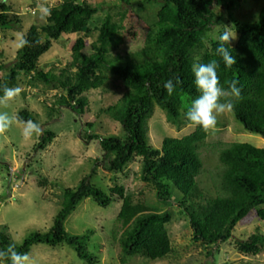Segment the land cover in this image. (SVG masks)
Returning <instances> with one entry per match:
<instances>
[{
    "label": "trees",
    "instance_id": "1",
    "mask_svg": "<svg viewBox=\"0 0 264 264\" xmlns=\"http://www.w3.org/2000/svg\"><path fill=\"white\" fill-rule=\"evenodd\" d=\"M120 1L130 5L131 0ZM146 3L160 4L146 45L123 56L111 55L121 42L118 26L108 14L96 18L100 8L85 0H62L48 10L43 25L31 26L26 32L24 38L31 46L17 50L14 61L0 78V97L4 95L5 85L17 88L22 81L20 77L35 83L38 90L58 92L62 107L79 117L80 139L85 143L96 141L99 157L91 161L89 174L82 177L76 187L63 188L61 184L52 183L62 189V194L59 210L48 231H36L21 242H14L0 226V249L15 243L18 252L29 253L37 244L65 245L86 264H98V258L87 248L89 234L73 236L64 229L67 216L82 200L90 198L101 208H107L115 199L120 201L115 219L120 234L114 240L121 260L138 256L155 262L171 253L167 225L173 219V207L187 220L192 242L206 247L208 259H213L220 245L230 241L236 254L242 257H256L264 252V234L258 229L244 240L233 237L235 227L252 211L257 221L264 224V148L232 143L220 149L216 167L220 194L209 197L199 190L197 183L206 168L200 154L203 156L208 133L199 127L193 128L181 138L165 137L158 149L148 142V121L155 108L165 114L170 125L188 126L186 112L199 95L192 65L213 59L220 62L217 71L221 85L226 88L225 80L236 79L242 88L243 99L236 102L231 111L233 117L244 131L264 138V6L254 23L244 24L235 18L233 4L226 0H146ZM9 7L0 3V30L21 24L19 16L12 14ZM220 8L226 12L238 36L234 45L227 46L237 60L227 70L215 52L217 37L224 30L222 16L218 13ZM92 31L96 32L95 40L86 45L85 39ZM72 33H82L83 37L77 38L71 46L70 62L61 69L39 70L38 60L52 42ZM38 38L40 42L35 43ZM3 71L4 65L0 64V73ZM110 77L120 81L124 93L114 105L100 112L120 127L122 135L90 134L93 123L81 119L88 111L86 93L104 88ZM169 79L176 84L171 96L164 88ZM36 117L32 111L23 109L15 119L20 123L36 122ZM54 138V133L42 131L34 151H44ZM135 159L140 164L139 180L153 189L157 204L165 210L135 202L132 195L117 184L106 193L91 183L99 169L117 175ZM38 177L41 178L38 183L45 185L46 178L40 174ZM209 246L214 249L208 250Z\"/></svg>",
    "mask_w": 264,
    "mask_h": 264
},
{
    "label": "rangeland",
    "instance_id": "2",
    "mask_svg": "<svg viewBox=\"0 0 264 264\" xmlns=\"http://www.w3.org/2000/svg\"><path fill=\"white\" fill-rule=\"evenodd\" d=\"M85 1L100 8L96 18L108 14L118 26L121 42L118 48L112 51L113 57L137 52L146 45L147 35L151 32L156 12L160 8L159 3H146V0H131L130 5H125L120 0ZM226 1L232 2L233 15L244 24L254 23L264 6V0ZM2 2L10 6L12 14L19 16L21 24L8 30H0V64L4 65L0 78L14 61L16 52L20 49V41L28 29L31 26L43 25L48 10L61 4L62 0H0V3ZM218 13L222 16L223 27L227 25L233 28L226 12L220 8ZM79 37H83V34L72 33L53 41L50 49L39 58L38 69L47 72L52 67L64 68L70 62L71 46ZM95 37L96 32L92 31L90 37L85 39V44L90 45ZM236 40L232 41L231 45H234ZM20 78L22 81L17 87L21 90L20 93L7 104L0 105V113H7L13 118L6 130L0 133V226L7 230L14 242H21L28 234L36 231H48L59 210L62 194V189L54 187L52 183L61 184L63 188L76 187L79 180L89 174L91 161L99 157L96 141L85 143L80 139L82 124L79 117L62 107L63 101L58 97V92L44 88L38 90L35 83L25 80L24 77ZM106 83L108 84L104 88L86 93L88 111L81 119L93 123L90 134L120 136V127L100 111L114 105L124 93V88L120 81L111 77ZM23 109L36 114V123L42 131L55 134L51 145L42 152L34 151L39 134L33 133L26 137L23 134L25 123L15 119L16 114ZM192 129L189 126L170 125L165 114L155 108L148 121V142L158 149L165 137L181 138L188 135ZM232 143L264 148V138L244 131L231 111L220 115L215 130L208 132L203 156L200 154L206 168L198 177L197 183L204 195L215 197L220 194L217 188V152ZM139 169L138 159L128 164L124 171L117 175L99 169L91 178V183L106 193L117 184L122 186L126 193L131 194L135 202H145L165 210L157 204L153 189L139 180ZM38 174L46 178L45 185L38 183L41 179ZM120 204V201L115 199L107 208H101L92 199H84L64 222V229L69 235L89 234L87 248L98 258V264H208L212 260L211 264H264V252L256 257H242L236 254L232 241L220 245L213 259H208L206 247L192 242L187 220L178 213L176 207L171 208L173 219L167 225L171 243V253L167 257L155 262L138 256L121 260L119 246L116 239L114 240V237L118 238L120 234V226L115 221ZM256 229L264 234V224L257 221L252 211L235 227L233 237L244 240ZM211 249L214 247L209 246L208 250ZM28 254L33 264H86L65 245L49 247L37 244L31 247Z\"/></svg>",
    "mask_w": 264,
    "mask_h": 264
},
{
    "label": "clouds",
    "instance_id": "3",
    "mask_svg": "<svg viewBox=\"0 0 264 264\" xmlns=\"http://www.w3.org/2000/svg\"><path fill=\"white\" fill-rule=\"evenodd\" d=\"M35 13V12H34ZM237 39L236 31L232 26H225L223 32L217 37L216 55L220 57L224 63L225 69H230L237 63L236 57L229 51L228 45ZM39 38L35 43H39ZM31 46L26 38L20 41V47ZM220 67V62L216 59L210 60L207 63H194L192 72L194 74V85L199 93L196 99L191 103V106L186 112L188 126L192 128H201L205 133L215 130L218 122V117L226 112L232 111L236 102L243 99L242 88L239 87V81L236 79L225 80V88L221 85L220 76L217 69ZM177 82H179L177 80ZM164 88L169 96H171L176 84L169 79L165 82ZM19 88H10L7 85L3 87L4 95L0 97V105L7 104L15 96L20 93ZM13 118H10L7 113H0V133L12 123ZM25 123L23 134L26 137L33 133L40 134L42 129L40 125L32 120ZM33 264L30 255L20 253L16 250L15 243H10L6 248L0 249V264Z\"/></svg>",
    "mask_w": 264,
    "mask_h": 264
}]
</instances>
